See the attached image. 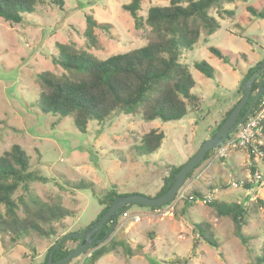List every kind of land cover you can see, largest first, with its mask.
Segmentation results:
<instances>
[{"label": "rangeland", "instance_id": "1", "mask_svg": "<svg viewBox=\"0 0 264 264\" xmlns=\"http://www.w3.org/2000/svg\"><path fill=\"white\" fill-rule=\"evenodd\" d=\"M130 2L64 0L63 8H59L53 0H46L22 24L12 25L0 18V155L14 145L26 152L31 169L48 179L46 184L31 183L30 189L43 201L56 202L75 213L66 219L69 233L84 232L96 221L102 210L99 197L112 189L123 196L156 197L170 169L185 165L216 133L226 113L237 103L247 73L264 60V20L248 11L249 7L264 10V0H237L224 6L231 14L220 16L216 9L210 11L220 29L209 38L202 36L193 50L182 56L196 82L194 91L203 98L200 108L183 120L145 122L132 113L118 111L104 122L89 123L86 132H80L69 118L39 112L38 74L57 72L51 60L57 44L74 41L86 48L82 34L87 14L111 27L110 33L96 30L100 47L90 52L100 59L145 44L146 31L136 30L133 18L123 10ZM168 4L169 0H144L140 14L146 16L150 7ZM211 47L219 49L228 63L212 54ZM203 61L215 69V79L194 68L195 62ZM153 129L164 133L162 145L152 155L141 154L142 137ZM232 152L235 157L247 158L242 151H231L223 159H216L211 152L187 179L181 193L187 196L198 190L204 196L213 193L219 201L244 205L248 216L242 230L250 236L248 248L237 238L231 217L219 216L203 202L184 199L169 214L155 215L151 208L131 207L129 212L138 214L141 221L133 224L118 217L115 231L104 242L108 248L114 247L113 252L94 263L83 255L70 264H252L263 250L264 205L256 199H264V185H256L249 193L236 183L250 181L251 167L262 163L248 158L243 172L225 178L230 170L223 161L230 165ZM82 182L93 184L96 194L92 188L72 192V186ZM211 183L221 187L212 191ZM23 194L20 189L16 198ZM196 224L208 226L206 236L217 241L219 248L198 237ZM3 240L0 264H43L56 239L32 234L16 245L9 236Z\"/></svg>", "mask_w": 264, "mask_h": 264}, {"label": "trees", "instance_id": "2", "mask_svg": "<svg viewBox=\"0 0 264 264\" xmlns=\"http://www.w3.org/2000/svg\"><path fill=\"white\" fill-rule=\"evenodd\" d=\"M143 1L131 0L123 6V10L133 18L136 30L146 31L145 44L141 48L100 59L90 52L100 47L96 30L110 33L111 27L99 23L90 14L85 16L86 28L82 34L85 49L78 47L74 41L56 45V53L51 56V60L57 72L45 71L37 77L39 112L45 116L69 118L78 131L86 132L89 123L104 122L118 111L132 113L145 122L160 120L166 124L179 122L200 108L203 98L194 91L196 82L189 66L183 63L182 56L185 51L193 50L202 36L209 38L220 29L219 21L210 15V11L216 9L220 16L231 14L224 6L237 0H169L167 6L150 7L146 16L140 14ZM45 2L46 0H0V18L12 25L22 24L27 15H35L37 8ZM53 3L59 8L64 6V0H53ZM248 11L264 20V10L256 11L249 7ZM210 52L228 63L219 49L211 47ZM263 63L264 60L258 63V67L249 70L246 79L256 74ZM193 66L207 78L215 79V69L205 61L195 62ZM262 79L263 75L253 84L251 99L258 91V84ZM238 95L237 103L226 113L216 132L242 99L244 93L241 86ZM248 106L249 104L240 117L245 114ZM214 135L215 133L212 134ZM164 137L163 132L151 130L142 137L140 153L154 154L160 149ZM183 166L170 169L169 176L164 178V186L156 197L168 191V185ZM193 172L188 175V179ZM250 174L253 177L257 174L258 179L236 184L248 190L256 185H264V161L261 165L252 166ZM35 182L46 184L48 179L31 169L30 158L19 145H14L11 150L0 155V239L9 236L16 245L32 234L46 240L55 238L43 263L47 264L53 247L70 231L66 219L73 218L75 213L61 204L45 202L39 198L30 189V184ZM88 188H92L93 194H96L93 184L83 182L72 186V192ZM20 189L24 190V194L16 198ZM190 195L213 207L219 216L231 217L236 225L237 238L248 248L250 236L242 230L248 216L244 205L229 204L217 199L207 203L205 196L198 190L192 191ZM121 196L123 195L112 189L102 198L99 197L102 210L92 225ZM256 200L264 205L263 198ZM112 226L111 220L104 226L99 238L105 237ZM195 227L199 238L212 247L219 248L217 241L206 236L208 226L196 224ZM82 242L83 239L76 238L63 242L54 253V262L62 260ZM198 244V240L194 242L193 252H196ZM93 250L95 251L92 253ZM114 250V247L108 248L103 243L94 245L84 255L91 254L94 263ZM252 264H264V240L263 250Z\"/></svg>", "mask_w": 264, "mask_h": 264}, {"label": "water", "instance_id": "3", "mask_svg": "<svg viewBox=\"0 0 264 264\" xmlns=\"http://www.w3.org/2000/svg\"><path fill=\"white\" fill-rule=\"evenodd\" d=\"M263 75V79L258 84V91L255 96H252V87L257 78ZM244 93L240 102L235 106L232 112L227 117L224 124L220 129L202 144L198 152L189 159V161L181 168L179 173L175 176L174 180L168 185V191L160 197L149 198L142 195H127L115 199L107 212L88 230L81 233H68L66 234L51 250L47 264H68L70 261L80 258L87 251H90L94 245L103 244L112 236L116 229V222L121 212L130 209L133 206L141 205L148 208L163 207L173 202L188 179V175L194 171L206 158L208 153L213 152L219 145H221L228 136L234 132L236 128L242 125L251 115L258 101L264 93V63L259 66L258 72L250 79H246L242 86ZM248 106L245 114L241 116L242 111ZM113 226L108 234L102 239L99 238L104 226L111 221ZM70 238L83 239V242L71 250L66 257L60 261L54 262V253L56 249L66 240Z\"/></svg>", "mask_w": 264, "mask_h": 264}, {"label": "built area", "instance_id": "4", "mask_svg": "<svg viewBox=\"0 0 264 264\" xmlns=\"http://www.w3.org/2000/svg\"><path fill=\"white\" fill-rule=\"evenodd\" d=\"M231 151L245 152L248 155V158L254 163L264 161V93L262 95V99L258 101L256 108H254L249 118L242 125L236 128L234 132L231 133L228 138L213 152L216 159H223L226 158ZM256 179H258L257 174L251 179V181ZM183 187L179 190L173 202L166 206L152 209L153 214H169L174 209L176 204L184 199H186L189 203L199 202L190 194L187 195L189 196V199H187L185 194L182 195L181 192ZM213 200H215V198L212 194L205 196V202L210 203ZM120 216L124 219V221H128L133 224L141 221L138 214H131L129 210L123 211Z\"/></svg>", "mask_w": 264, "mask_h": 264}, {"label": "crops", "instance_id": "5", "mask_svg": "<svg viewBox=\"0 0 264 264\" xmlns=\"http://www.w3.org/2000/svg\"><path fill=\"white\" fill-rule=\"evenodd\" d=\"M233 153H235V152H232V154ZM237 153V152H236ZM234 155V157L232 156V157H229V160L232 162H230V165H228V163H227V161L225 162V161H223V166L225 167L226 165H227V168H228V170H230V172H227V175L225 176V178H233V177H235L236 176V174L238 173V172H243V166L245 165V162H247V160H248V155L246 154V156H247V158L246 159H244V158H239V156H237V157H235V154H233ZM262 163V162H261ZM224 167H222V168H224ZM241 167V168H240ZM223 171L222 172H220V173H225V171H224V169H222ZM219 172V171H218ZM243 174V173H242ZM249 174V173H248ZM228 176V177H227ZM229 182L231 181L230 179L228 180ZM228 181H227V183H228ZM210 182H213V179H211L210 178ZM222 182V181H221ZM212 184V183H211ZM229 184V183H228ZM214 185H216V184H212L210 187V189H212V191H217V190H219L218 188V186H220L219 184L218 185H216V186H214ZM223 186H226L225 184H223ZM221 187V186H220ZM254 189V188H253ZM253 189H250L248 192L250 193L251 191H253ZM248 193V194H249ZM213 194V193H212ZM252 200H254L253 199V197L252 198H250V201H252ZM239 204L241 203L242 204V202H238ZM243 204H245V203H243ZM183 208V207H182ZM121 227V226H120ZM90 255L91 254H89V255H86V258L88 257V258H90ZM72 263V262H71ZM70 264V263H69Z\"/></svg>", "mask_w": 264, "mask_h": 264}]
</instances>
